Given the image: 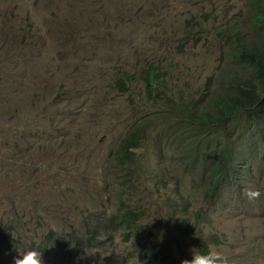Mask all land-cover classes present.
Listing matches in <instances>:
<instances>
[{"label": "rangeland", "instance_id": "1", "mask_svg": "<svg viewBox=\"0 0 264 264\" xmlns=\"http://www.w3.org/2000/svg\"><path fill=\"white\" fill-rule=\"evenodd\" d=\"M250 14L248 0H0V264H14L51 232L59 243L82 234L85 220L94 225L125 205L141 211V226L173 264L191 258L200 209L204 234L217 236L211 248L235 264H264V152H255L242 189L208 195L207 164L189 140L158 144L159 125L129 176L115 172L122 139L154 112L141 69H167L170 89L185 97L247 78L224 33L230 25L248 31ZM125 72L136 80L121 92ZM208 132L195 129L200 149ZM229 132L249 155L246 141L264 142L244 123ZM248 188L260 198L248 199ZM130 250L115 230L80 257L59 246L42 255L44 264H142Z\"/></svg>", "mask_w": 264, "mask_h": 264}, {"label": "trees", "instance_id": "2", "mask_svg": "<svg viewBox=\"0 0 264 264\" xmlns=\"http://www.w3.org/2000/svg\"><path fill=\"white\" fill-rule=\"evenodd\" d=\"M248 5L251 9L249 30L243 31L240 27L230 25L226 30L228 33H224L230 58L247 70V78L236 75L220 83L218 91L211 92L213 89L209 86L199 96L185 97L170 89L167 69L154 64L141 69L138 78L143 82L147 104L154 112L138 120L122 139L115 154L116 173L129 176V168L137 161V150L142 142L151 131L163 125L155 137L158 144L170 142L173 145L178 141L182 145L183 139L189 140L195 158H201L209 167V173L205 175L208 195L220 194L226 186L243 188L244 174L250 172L255 162V152H264V142L255 146L248 140L245 145L253 148L250 155L244 153L240 145L234 144L232 133L229 132V125L234 127L244 123L248 129L264 134V0H248ZM135 80L134 75L125 72L117 82L118 90L127 91ZM196 128L209 131L201 137L206 141L201 149V141L194 138ZM246 163L248 167L239 173ZM202 216L200 209L199 223L190 224L188 240L194 243L196 250L207 251L217 236L208 237L204 234ZM141 222V211L125 205V209L99 218L94 225H89L88 220H85L82 234L75 230L68 232L64 238H60L59 243L53 239L54 232H51L35 245L43 255L50 256L59 246L63 251L71 250L77 258L84 250L92 251L103 235L124 230L125 241L131 245L130 253L137 261L142 264H173L166 260L154 234L147 232ZM5 235L6 232L1 229L0 240H5Z\"/></svg>", "mask_w": 264, "mask_h": 264}, {"label": "clouds", "instance_id": "3", "mask_svg": "<svg viewBox=\"0 0 264 264\" xmlns=\"http://www.w3.org/2000/svg\"><path fill=\"white\" fill-rule=\"evenodd\" d=\"M244 195L250 199H259L261 192L259 189H245ZM191 258L182 259L180 264H235L226 254L209 247L207 251H198L196 248L190 249ZM14 264H44L41 251L36 248H28L13 257Z\"/></svg>", "mask_w": 264, "mask_h": 264}, {"label": "bare ground", "instance_id": "4", "mask_svg": "<svg viewBox=\"0 0 264 264\" xmlns=\"http://www.w3.org/2000/svg\"><path fill=\"white\" fill-rule=\"evenodd\" d=\"M237 34V33H236ZM241 39V38H240ZM241 41V40H240ZM129 221V220H128Z\"/></svg>", "mask_w": 264, "mask_h": 264}]
</instances>
